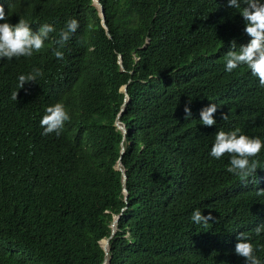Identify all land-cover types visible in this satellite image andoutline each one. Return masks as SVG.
<instances>
[{
    "label": "trees",
    "instance_id": "1",
    "mask_svg": "<svg viewBox=\"0 0 264 264\" xmlns=\"http://www.w3.org/2000/svg\"><path fill=\"white\" fill-rule=\"evenodd\" d=\"M100 1L110 36L93 0H10L12 17L56 31L45 52L0 60L3 71L18 66L0 71V264H103L101 240L120 212L107 264H246L240 232L264 264V233L254 231L264 224V149L256 183L229 173V156L210 155L221 121H255L241 133L264 141V87L245 66L225 67L232 42L250 40L242 16L228 0ZM70 19L80 27L59 60L53 41ZM34 68L43 76L18 89ZM52 99L71 109L59 137L40 126ZM212 103L217 125L207 127L200 112ZM195 209L214 220L194 224Z\"/></svg>",
    "mask_w": 264,
    "mask_h": 264
},
{
    "label": "clouds",
    "instance_id": "2",
    "mask_svg": "<svg viewBox=\"0 0 264 264\" xmlns=\"http://www.w3.org/2000/svg\"><path fill=\"white\" fill-rule=\"evenodd\" d=\"M99 2L104 12L103 4L100 0ZM9 3L10 0H0V60L16 61L15 58L32 57L33 55L45 52V42L49 40L50 33L56 31L54 26L50 23H44L42 25L39 20L31 21L24 19V17H12ZM93 3L97 6L100 15L98 3L95 2V0H93ZM228 6L237 9L242 16V20L245 24L244 32L250 37V40L247 44L240 45L239 47H237L235 41L232 42L231 48L227 51L225 57L226 71L231 73L233 70L245 66L251 75L258 79L259 84L264 87V0H228ZM100 22L102 24L101 15ZM79 27L80 25L77 19H70L67 21L65 27L60 30L59 38L53 41V43L57 45L54 49V56L57 59L64 60L65 53L63 49L70 40L72 34L76 33ZM104 27L106 33L110 36L107 24ZM146 41H148V39H146ZM91 48L92 46L90 45L89 49ZM118 63L122 70H124L120 54H118ZM0 71L9 76L15 75L18 71L17 63L15 62L7 71L1 69ZM42 76L43 71L39 68H34L28 74H21L18 77L17 87L21 89L26 83L37 82L38 78ZM120 90L123 91L124 96L114 123L121 129L122 137H125L127 129L120 120V117L125 111L126 103L129 100L127 82L121 84ZM11 99L17 101L18 90L12 92ZM191 99L192 98L189 97L188 102L184 106L186 120L192 116L190 108ZM51 101L54 104L48 106L45 113L41 109L44 115L40 120V126L43 128L42 135L54 133L59 137L63 133L65 125H67L71 119V109L67 110L68 107L65 106L64 103L58 102L57 99H52ZM81 106L83 109L85 108V101ZM217 107V104L212 103L201 109L200 121L204 126L211 127L215 124L217 125L214 118ZM221 115L223 120L228 119V114L222 113ZM254 123L255 121L246 119L221 121L215 130H213V132L217 133L215 134L214 143L211 146L210 155L216 159H220L225 155L229 156L230 161L227 171L236 175L242 183H247L250 179L253 183H256V170L261 168L260 161L254 159V157H258L262 149H264V141L258 137H250L241 133V130L248 129ZM123 148L124 146L122 145L121 152H123ZM117 165L119 167H117ZM115 167L121 171L123 191L124 194L127 192L128 196L129 191L125 185L127 175L125 167L121 164L120 159H117ZM256 195L258 197H264V179L259 184V190L256 191ZM127 196H125V199ZM262 207L264 208V205H262ZM120 215L121 212L113 215L111 233L107 237H111V235L114 234L116 223ZM116 216L118 219L114 221ZM191 219L194 224L203 225L204 227H207L209 222L214 220L211 212H209L208 215H204L200 209H195L192 212ZM112 223L115 224L113 233ZM254 231L257 236H260L261 233H264V224L258 225ZM107 237L101 240L102 246L103 241ZM103 249L105 250L104 247ZM257 250V247L251 242L250 237L240 232L238 235V242L235 245V253L243 257L246 264H262L261 259L256 254ZM106 257L108 261V248L107 252L105 250V258Z\"/></svg>",
    "mask_w": 264,
    "mask_h": 264
},
{
    "label": "water",
    "instance_id": "3",
    "mask_svg": "<svg viewBox=\"0 0 264 264\" xmlns=\"http://www.w3.org/2000/svg\"><path fill=\"white\" fill-rule=\"evenodd\" d=\"M95 2H97L98 5H99L102 24H103L104 26H106V24H105V22H104V12H103L102 5H101V3L99 2V0H95ZM118 162H119V161H118ZM117 167H119V166L117 165ZM125 196H127V192H125ZM117 219H118V217L116 216V217L114 218V221H116ZM114 229H115V224L112 223V233L114 232ZM109 237H110V236H109ZM109 237H107V238L103 241V247L105 248L106 252H107V248H108ZM106 261H107V257L105 258V261H104L103 264H106Z\"/></svg>",
    "mask_w": 264,
    "mask_h": 264
},
{
    "label": "bare ground",
    "instance_id": "4",
    "mask_svg": "<svg viewBox=\"0 0 264 264\" xmlns=\"http://www.w3.org/2000/svg\"><path fill=\"white\" fill-rule=\"evenodd\" d=\"M106 21V20H105ZM3 76V75H2Z\"/></svg>",
    "mask_w": 264,
    "mask_h": 264
}]
</instances>
